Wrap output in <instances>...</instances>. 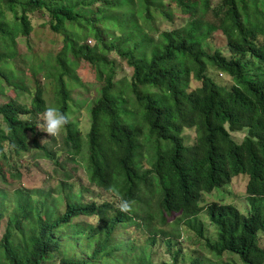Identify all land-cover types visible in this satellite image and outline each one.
<instances>
[{
    "label": "trees",
    "instance_id": "trees-1",
    "mask_svg": "<svg viewBox=\"0 0 264 264\" xmlns=\"http://www.w3.org/2000/svg\"><path fill=\"white\" fill-rule=\"evenodd\" d=\"M100 1L0 0V8L21 12L9 22L1 20L0 11V35L7 41L29 36L30 15L36 12L47 13L51 30L64 35L62 48L46 62L48 83L32 91L31 107L18 98L0 104V154L5 156L7 142L17 153L34 148L64 167L60 151L76 163L85 153L89 182L112 192L117 202L121 197L132 201L133 211L120 213L116 201H86L83 189L74 191L71 183L58 195L18 189L8 208L11 195L0 185V221L6 212L9 216L0 264L50 259L58 264H155L150 250L159 235L172 260L160 264H178L185 258L182 248L174 250L180 224L195 231L217 259L229 254L242 264H264L259 240L264 233V0H169L189 17L188 24L160 34L157 41L127 19L133 14L152 19L159 0H106V7H96ZM110 18L121 35H109ZM217 31L227 38L229 57L206 47ZM89 37L95 44L86 42ZM112 52L133 69L124 87L117 83ZM82 59L102 82L90 109V128L83 139L71 119L64 129L66 145L52 150L37 140V115L50 105L71 114L70 68ZM210 71L223 73L233 84H220ZM191 78L200 82L193 90ZM46 84L52 87L50 105ZM186 128L196 129L192 146L186 144ZM238 132L245 133L240 143L232 136ZM240 175L249 177L247 214L233 204L200 205L204 194ZM203 212L214 227L213 237L205 236ZM91 217L97 222L86 220ZM134 224L148 230L144 243L129 232ZM190 264H205V259Z\"/></svg>",
    "mask_w": 264,
    "mask_h": 264
},
{
    "label": "rangeland",
    "instance_id": "rangeland-1",
    "mask_svg": "<svg viewBox=\"0 0 264 264\" xmlns=\"http://www.w3.org/2000/svg\"><path fill=\"white\" fill-rule=\"evenodd\" d=\"M217 1H214V4ZM96 7H106V0H101ZM152 10V19L145 18L146 14H133L127 20H134L138 27L144 29V33L148 34L155 41L158 40L160 34L164 32L180 29L188 24L189 17L181 13L179 7L169 2V0H159V3ZM3 10L2 19L9 22L15 21V15L20 16L21 12L17 10L14 13ZM33 31L27 36H19L14 43L7 41L0 35V104L9 101L10 98H18L17 100L29 108L31 107L30 98L32 91L36 89L38 83L44 84L48 81L44 77L46 62L51 55H55L63 46L64 35L51 30L49 25L50 17L45 12H36L30 15ZM208 20H215L208 15ZM113 19H108V24L111 28L109 35H121V30L118 26L112 25ZM100 27V25H98ZM135 34V28L130 29ZM108 35V38H109ZM264 39H260L262 44ZM88 44H95V41L89 37L86 41ZM207 49L214 51L219 49L225 56L229 57L231 51L228 47L227 38L221 31L215 32L206 45ZM111 59L116 65V80L122 87L125 86L127 80L132 76L133 69L128 62L122 59L117 53L110 54ZM213 76L224 86H230L233 81L230 77H221L215 71H210ZM69 79L73 83L71 88L70 99V116L81 132L82 138L86 135L90 128V109L98 97V90L102 84L97 77L96 69L86 60H80L77 67L70 68ZM190 89L200 85V82L191 78ZM19 87V88H18ZM21 88V89H20ZM52 87L46 84V97L49 99V105L52 104ZM31 113V112H30ZM26 113L24 117L31 116ZM41 114L37 115L39 127L42 124ZM4 123L0 117V124ZM39 134L37 140L41 144L48 145L52 150L61 149L66 144L65 132L56 137H50L47 133L37 128ZM186 144L192 146L196 143V129L186 128L184 131ZM233 138L238 143L242 142L245 137L244 132L232 133ZM34 137H31V140ZM4 154H0V185L6 189L11 198L6 199L5 206L11 208L13 205L14 193L18 189L27 191H37L44 189L52 191L54 195H58L59 190L65 183L74 185L73 190L79 191L83 189V194L86 201H97L101 203L105 200L116 201L117 197L113 196L112 192L106 191L103 188L92 185L88 180V172L86 167V154L78 156L79 163L70 160V156L66 151L59 152L60 162L64 163V167L55 165L52 160L42 157L39 150L32 149L31 151H23L17 153L7 142L3 144ZM143 162H147L144 160ZM66 172L70 173V178L66 177ZM5 176V180L3 176ZM249 177L240 175L234 177L232 182L219 189H215L211 193L203 195L200 205L206 207L212 202L220 204H233L243 214H247L249 210V202L247 200L246 186ZM53 194L51 196L53 197ZM8 212L4 214L0 221V240L6 230L8 222ZM200 219L205 224V236L213 237L215 234L214 227L211 225L209 218L203 212ZM90 222H97V217L86 218ZM179 229V245L174 250L182 248V255H185L184 260L180 257L178 264H190V262L198 257L205 259V264H242L238 257L225 255L221 259H217L210 255L204 248V240L201 239L195 231L189 230L184 225L180 224ZM131 235L139 242L144 243L149 238L148 230L142 226L134 224L128 227ZM161 236L157 237L158 244L150 250L155 264L163 262H172L171 255L167 252V248L160 242ZM260 245L264 248V233L259 235ZM57 259H50L43 264H58Z\"/></svg>",
    "mask_w": 264,
    "mask_h": 264
},
{
    "label": "clouds",
    "instance_id": "clouds-1",
    "mask_svg": "<svg viewBox=\"0 0 264 264\" xmlns=\"http://www.w3.org/2000/svg\"><path fill=\"white\" fill-rule=\"evenodd\" d=\"M223 76V73H220ZM42 124L38 127L50 137H56L62 133L66 126L71 122L69 113L61 111L55 106H47L41 115ZM115 207L120 213L130 214L133 211V202L121 197ZM99 222V221H98Z\"/></svg>",
    "mask_w": 264,
    "mask_h": 264
}]
</instances>
